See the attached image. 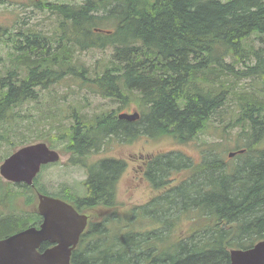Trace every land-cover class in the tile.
Listing matches in <instances>:
<instances>
[{
	"label": "trees",
	"instance_id": "16d2710c",
	"mask_svg": "<svg viewBox=\"0 0 264 264\" xmlns=\"http://www.w3.org/2000/svg\"><path fill=\"white\" fill-rule=\"evenodd\" d=\"M13 2L20 3L0 0V7H12ZM30 2L35 15L44 12L54 20L47 19L45 30L26 20L15 28L1 27L8 51L0 56V153L28 138L13 123H48L56 133L45 136L64 143L69 163L85 169V195L79 199L78 190L77 195L66 183L60 186L62 198L80 209L115 204L125 162L109 157L87 164L93 151L103 150L110 140L149 136L188 142L221 109L232 116L223 127L238 138L240 146L234 151L245 150L233 164L217 151L221 142L209 144L197 164L179 152L152 158L147 177L154 191L163 189L131 213L137 209L155 221L129 236L124 233L134 221L126 230H120L119 221L113 230L105 223L94 224L82 241L94 239L79 245L72 263L231 264V249L263 240L264 47L254 48L253 43L264 37V0ZM92 50L108 53L87 65L81 56ZM63 80L77 81L84 91L79 102L71 96L64 100L70 103L67 111L52 91V98L45 95L42 101L41 90ZM90 95L119 108L87 110ZM50 103L48 116L44 111ZM131 103L141 118L118 119V112ZM25 105L38 111L22 115L30 111ZM26 133L40 134L41 129L29 126ZM185 169L191 171L186 178L167 180L171 170L177 174ZM0 191V200L14 206L16 194L1 185ZM14 212H0V239L33 222ZM186 226V233L178 235ZM111 231L116 233L113 239L108 237Z\"/></svg>",
	"mask_w": 264,
	"mask_h": 264
},
{
	"label": "rangeland",
	"instance_id": "374dc122",
	"mask_svg": "<svg viewBox=\"0 0 264 264\" xmlns=\"http://www.w3.org/2000/svg\"><path fill=\"white\" fill-rule=\"evenodd\" d=\"M11 1H20V3L12 4V7H0V56L5 57L8 51L7 45L3 43L2 39L4 38L2 35L5 31L1 29L3 28H15L16 24L20 21L28 22L29 24H37L38 26H43V29L46 28L47 19H53V15L48 16L44 12H40L37 15L34 14V11L31 9V2L30 0H11ZM52 21V20H50ZM49 21V22H50ZM6 37V36H5ZM264 43V37L260 36V39H257L253 43L254 48H261L264 47L261 43ZM250 46V45H248ZM107 52L92 50L89 52L84 53L81 57L83 58L82 61L85 62L87 65H94L99 60H104L107 56ZM0 68L2 65L0 63ZM77 81H67L63 80L57 84H53L50 86L49 90H41L42 93V101L44 100V96L46 95V100L49 99V95L52 98L50 92L54 93L55 99H58L60 107L64 108V111H67L70 103H64L65 99L69 96L73 97L76 102L80 101V98L83 97L84 91H80L79 87L76 83ZM50 83V82H49ZM91 105L85 107V109L95 112H100L101 110H111L119 108L118 104L109 103L106 99L100 97H92L90 95ZM34 104L36 102H33ZM31 103V105H33ZM69 104V105H68ZM34 106V105H33ZM47 109L44 113L50 116L51 103L48 106H45ZM25 110L30 109V111L22 112V115L36 113L38 110L36 107H28L25 105ZM51 110V111H50ZM128 111L129 113L133 112H140V109L137 108L135 103H131L129 106L123 107L119 112ZM59 114V111H58ZM140 114V113H139ZM232 116L228 113V110L221 109L219 111V116L215 119L211 120L207 126L201 130L193 139L189 140L188 142L180 143L173 139L171 136H165L158 138L153 137H140L133 139L132 141H114L110 140L108 144H105L103 150L93 151L88 159V163H94L99 161L103 158H117L123 159L124 162L127 164V168L124 173L121 175V178L116 186L117 189V210L118 214L121 212V215H126L133 206H140L142 204L147 203V201L151 200L158 192H154L152 189V184L143 176V168L146 167L147 163L151 158H154L161 154H166L168 152H179L184 156H190L191 161L198 163L204 156V151L209 148V144L214 142H221V145H218L217 151L224 156L227 155V152L223 153L226 149H238V138L231 134L224 133V124H227ZM55 125L58 126L59 122H54ZM14 126L20 128L21 134H26V137L21 142H16L12 146L7 147L4 150V153H0V164L3 160L10 155L14 150L20 148L23 145L33 143V142H46L50 147L58 150L61 153L62 159L56 163L48 166L45 170L41 171L39 185H42L43 188L48 190L50 193L55 194L58 193V188H60L63 184H70L74 186L78 190H82V184L86 179L85 172L82 167L79 165H71L68 159V153L64 152V143L56 139H49L45 136V134H55L56 130L53 132L49 131L50 125L48 123H42L41 125H37L36 122L33 125H28L25 121H17L13 123ZM39 127L41 129V133H32L27 134L28 127ZM16 138H14L15 140ZM8 145V144H7ZM263 150H264V143H263ZM239 155H235L233 158H229L227 156L226 162L229 164H233L234 162L238 161ZM189 159V158H187ZM146 162V165H145ZM4 163V162H3ZM2 163V164H3ZM147 168H145L146 170ZM190 174V169H185L183 172L175 174L174 170L169 172L171 179H167L168 181H172V178L178 176L185 178L187 174ZM44 184L46 187H44ZM2 188L5 191L13 192L16 194L14 206H10L8 202L0 200V212L9 213L11 211H15L14 213H19L22 215H26L30 217V227L31 224L38 223L41 221V218L38 214L35 213L38 206V201L36 198V192L34 189H25L24 187L14 185V183H10L5 179H2L0 183ZM40 186V187H42ZM1 193V191H0ZM89 216H92L94 220H100L104 215L108 212H105L103 208H93L91 210H84ZM102 215H99V213ZM39 218L35 220L36 218ZM36 221V222H35ZM155 219L151 217H145L138 212L136 219L134 220L133 224L130 226V230L125 232L127 236L130 234L136 233L139 230L144 231L149 226H151L152 222ZM117 222V217L110 218V228L113 230L116 228L114 226ZM130 223L129 221H127ZM128 228L127 223L124 225H120V230H126ZM188 226L182 227L177 232L178 235H184L187 231ZM26 229V228H25ZM112 233L108 236L109 238H114L115 232L111 231ZM123 234V235H124Z\"/></svg>",
	"mask_w": 264,
	"mask_h": 264
},
{
	"label": "water",
	"instance_id": "95a60500",
	"mask_svg": "<svg viewBox=\"0 0 264 264\" xmlns=\"http://www.w3.org/2000/svg\"><path fill=\"white\" fill-rule=\"evenodd\" d=\"M119 118L135 121L140 114L121 113ZM234 154L230 152L229 156ZM59 160L56 150L46 143H35L10 155L0 166V174L6 180L33 185L43 164ZM37 211L43 217L39 227H28L0 239V264H73L72 252L87 229L88 215L63 199L41 193H38ZM44 242L53 246L42 250ZM230 254L232 264H264V239L249 248L231 249Z\"/></svg>",
	"mask_w": 264,
	"mask_h": 264
},
{
	"label": "bare ground",
	"instance_id": "6f19581e",
	"mask_svg": "<svg viewBox=\"0 0 264 264\" xmlns=\"http://www.w3.org/2000/svg\"><path fill=\"white\" fill-rule=\"evenodd\" d=\"M61 14V13H60ZM103 22V21H102ZM104 23V22H103ZM249 74V73H248Z\"/></svg>",
	"mask_w": 264,
	"mask_h": 264
},
{
	"label": "flooded vegetation",
	"instance_id": "af4514ba",
	"mask_svg": "<svg viewBox=\"0 0 264 264\" xmlns=\"http://www.w3.org/2000/svg\"><path fill=\"white\" fill-rule=\"evenodd\" d=\"M41 222V221H40Z\"/></svg>",
	"mask_w": 264,
	"mask_h": 264
}]
</instances>
